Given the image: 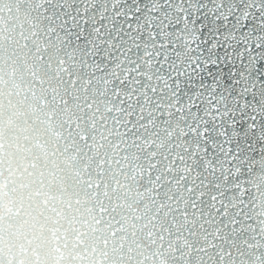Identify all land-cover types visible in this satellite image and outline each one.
I'll use <instances>...</instances> for the list:
<instances>
[{
	"label": "clouds",
	"instance_id": "obj_1",
	"mask_svg": "<svg viewBox=\"0 0 264 264\" xmlns=\"http://www.w3.org/2000/svg\"><path fill=\"white\" fill-rule=\"evenodd\" d=\"M114 2L0 0V264H264V155L207 177L226 216L193 163L213 102L236 99L177 111L166 87L197 54L182 13L200 0H146L155 37L99 56L64 19Z\"/></svg>",
	"mask_w": 264,
	"mask_h": 264
},
{
	"label": "snow or ice",
	"instance_id": "obj_2",
	"mask_svg": "<svg viewBox=\"0 0 264 264\" xmlns=\"http://www.w3.org/2000/svg\"><path fill=\"white\" fill-rule=\"evenodd\" d=\"M209 4L200 0L182 13V19L197 30L198 51L166 87L177 98V111L184 97L225 94L236 99L235 107L224 106L223 111L213 102L207 114L210 119L198 129L203 144L197 147H202L203 155L193 158V163L207 166L203 183L215 189L210 199L220 204L217 213L226 216L224 197L228 193L220 190L219 181L207 177L217 176L219 165L228 171L238 163L251 167L257 153L264 155V116L258 115L264 110V0L250 6L228 5L223 0L219 4L209 0ZM158 15L146 0H115L103 9H74L64 23L73 39L97 47L99 56H104L109 47L124 40L143 38L146 28L153 29L155 37L150 18ZM93 37L96 44L90 43ZM187 106L196 110L199 103L189 100Z\"/></svg>",
	"mask_w": 264,
	"mask_h": 264
}]
</instances>
